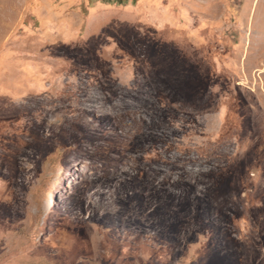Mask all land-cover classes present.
<instances>
[{
  "label": "rangeland",
  "instance_id": "obj_1",
  "mask_svg": "<svg viewBox=\"0 0 264 264\" xmlns=\"http://www.w3.org/2000/svg\"><path fill=\"white\" fill-rule=\"evenodd\" d=\"M0 0V264H264V0Z\"/></svg>",
  "mask_w": 264,
  "mask_h": 264
},
{
  "label": "trees",
  "instance_id": "obj_2",
  "mask_svg": "<svg viewBox=\"0 0 264 264\" xmlns=\"http://www.w3.org/2000/svg\"><path fill=\"white\" fill-rule=\"evenodd\" d=\"M127 1H129V0H127ZM133 1L136 2V0H133ZM106 2H111V1L110 0H106ZM117 3L122 4L123 2L121 0H117Z\"/></svg>",
  "mask_w": 264,
  "mask_h": 264
}]
</instances>
